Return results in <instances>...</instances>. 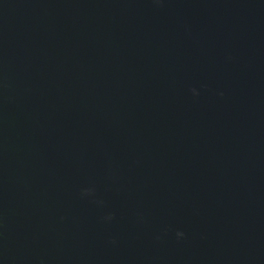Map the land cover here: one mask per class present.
<instances>
[{
	"label": "water",
	"instance_id": "obj_1",
	"mask_svg": "<svg viewBox=\"0 0 264 264\" xmlns=\"http://www.w3.org/2000/svg\"><path fill=\"white\" fill-rule=\"evenodd\" d=\"M0 264H264V0H0Z\"/></svg>",
	"mask_w": 264,
	"mask_h": 264
},
{
	"label": "clouds",
	"instance_id": "obj_2",
	"mask_svg": "<svg viewBox=\"0 0 264 264\" xmlns=\"http://www.w3.org/2000/svg\"><path fill=\"white\" fill-rule=\"evenodd\" d=\"M193 91H195V90H193ZM177 235L178 236H183V233H177Z\"/></svg>",
	"mask_w": 264,
	"mask_h": 264
}]
</instances>
